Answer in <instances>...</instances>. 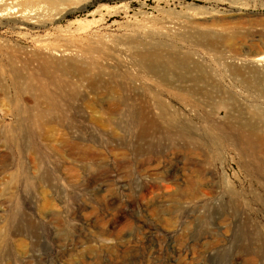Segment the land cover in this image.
I'll return each instance as SVG.
<instances>
[{
  "label": "rangeland",
  "instance_id": "obj_1",
  "mask_svg": "<svg viewBox=\"0 0 264 264\" xmlns=\"http://www.w3.org/2000/svg\"><path fill=\"white\" fill-rule=\"evenodd\" d=\"M51 1L39 2L42 25L0 17V264H264V174L240 165L249 158L223 140L210 142L211 123L199 119L224 122L217 103L231 96L261 123L264 98L230 75L229 59L197 43L214 24L242 32L229 53L252 57L264 35V0ZM88 36L97 39L90 87L53 68L41 76L38 64L22 59L36 40ZM169 48L197 57L221 93L187 96L181 87L202 83H164L140 62ZM63 81L81 99H70L66 85L46 118L13 113L12 105L30 101L13 90L15 82L54 90ZM186 126L206 145L162 134ZM260 156L264 162V147Z\"/></svg>",
  "mask_w": 264,
  "mask_h": 264
},
{
  "label": "bare ground",
  "instance_id": "obj_2",
  "mask_svg": "<svg viewBox=\"0 0 264 264\" xmlns=\"http://www.w3.org/2000/svg\"><path fill=\"white\" fill-rule=\"evenodd\" d=\"M43 1H45L46 4L48 2V0H0V17L1 16L2 17H7V16L19 17L20 19L14 20L13 22L19 23L20 25H24V26L28 25V24L42 25V22H40V18L42 16L40 14V12L43 9V5H40L39 2H43ZM48 3H49V5L52 6L54 2L49 0ZM33 5L35 6V8L31 9L33 7ZM15 13H16V15H15ZM215 26L216 25L212 24L209 29L205 30L204 32H199L197 34V41H198L197 43L199 45H201V48L203 46V48L208 49L206 51H210V52L214 51V52L219 53V57L223 61H225L224 59H226V60L229 59L226 61L228 63L226 65V68L230 72V75L234 79H237L239 81V83L247 91H249L251 94L256 95L257 97L264 98V35L258 40L260 42V48L253 50L251 52L252 54H250V55H252V57L248 58L247 56H249V55L247 53L244 54L243 57H238V56H236L235 53L231 55V53H229V52H232L235 45H236V42L240 41V40H237V38H238V35H240L239 33H242V32L228 31L225 29L216 30V29H214ZM253 27H255V26H253ZM183 38H185V37H183ZM92 39H93V41H92ZM187 39L188 38L183 39V40L187 41ZM61 41H62L61 43H59L57 41L56 43L51 44V43L45 42L44 40H36L35 46H33V49L35 50V52L33 54L23 53L24 56L22 57V59H24L25 63L31 62V63L38 64L37 69L39 70L41 76L43 74H45L43 72V70H46V69L49 70L50 68H53L54 70L59 71L61 73L62 78L63 77L75 78V80L82 85L84 84V82H86L88 85V86L86 85L87 87H90L91 84L93 85V82L90 79L91 78L90 75H91V70L94 68V66L96 67L97 65H94V64H96L94 62L95 56L93 55L95 49H92L93 48L92 44L96 43L97 39L95 37L88 36L86 39L83 40L85 42H82L81 39H77L75 41V40H72L71 38L65 37V38H61ZM252 41H254V40H252ZM251 44L255 45L254 42H251ZM163 45H164V42H163L162 46ZM169 46H167V47H169ZM159 47H161V46H159ZM188 47H189V45H188ZM30 48H31V46H30ZM242 48H243V46H242ZM146 50H148V49H146ZM29 51L33 52L32 49ZM102 51H103V49H102ZM237 55H238V53H237ZM101 61H103V60H101ZM140 62L142 63L143 66H146L148 68L149 72L153 76L157 77L158 79H160L164 83H171V82L178 81L179 83L183 84V86H184V84L189 83V81H191V83L193 82V84L202 83V86H198V88L191 87V86H190L191 88H189V85L187 87H185L186 85L184 87H181L179 89V91L184 92V94L187 93L186 94L187 96H189V94L194 95V96L197 95V96H202V97L209 99V100H214L213 95L217 94V93H221V91L219 89H217L216 86L214 85V83L208 78V76L206 74L207 70L203 71L202 67L199 64L200 60L197 57H193L191 54H189V51H186V52H183L182 50L176 51L173 48H169L166 50H164V49L156 50V51H152L150 53H145V54L140 55ZM216 64H218V63H216ZM189 68L191 69V71H189ZM50 70H52V69H50ZM227 70H226V72H227ZM143 74L144 73H142V75ZM14 75L16 78H19L21 76L20 72L18 70H15V69H14ZM147 76H149V75H147ZM33 77H35V75H33ZM26 78H27V76H26ZM38 78L39 77L34 78V79H38ZM47 78H48V76H47ZM95 78L96 77H94V79ZM126 78L129 79V77H127V76H126ZM34 79H33V81H34ZM148 80H149V77H148ZM64 81L61 84V88H55L54 90H48L47 89L48 87H46V89L40 88L37 90V89H33L34 87L20 86V85H18V83L15 82V84L13 85V88H14L13 90L17 91L19 94L20 93L23 94L26 92L29 95L30 101L29 100L25 101V105L22 106L21 109L16 107L15 104L12 105L11 108H13V113L20 114L21 113L20 111L22 110V113H24V115L27 116V118L29 120H32L33 118H41V117L46 118V116L44 114L48 113L49 111L55 112L56 107H58L57 104L63 98V95L65 93L64 91H66L67 88H68L67 89L68 90V97L70 99L71 98H74L76 100L81 99L80 95H79V91L77 92V90L74 89L71 85H69V83L64 82ZM98 82H96V83H98ZM44 83H45V86L49 85V84H53V80L51 78H49L48 81H45ZM57 83L58 82L56 81V84ZM74 83H76V82H74ZM66 85H69V87H67ZM235 85H236V83H235ZM161 87H162V85H161ZM63 88H65V90ZM84 88H86V87H84ZM176 88H177V86H176ZM164 89H165V87H164ZM129 91H130V89H129ZM165 91H167V89ZM1 93H3V92H1V90H0V94ZM173 93H174V90H173ZM129 96L131 97V94ZM147 96H149V95H147ZM171 96H172V94H171ZM44 97H48V98L45 99ZM174 98H176V96ZM189 101L191 102V100H189ZM230 101H234L231 98V96L230 97H222V98H219V101L217 103L220 106V108H223V110H224L223 111V116L225 119L224 122H222V123H213L212 121L208 122L207 117H204V116L199 117V119L201 121H207V123H211L209 128H211V129L213 128L212 130H214V136L212 137V139H210V142H215L216 140L217 141L223 140L224 142L228 143V145L232 146L231 148L235 152H237V155L239 156V158L244 157V156L249 158V162L244 163L245 161L244 162L241 161L242 163L239 162L240 165L244 166L245 168H248L257 176L261 175L262 173L264 174V168H263L264 162L261 160L262 157L260 156V151L264 147V118L263 119L261 118L262 120L260 119L261 123H259L257 121L255 122L251 118L248 119V117H246V115H245V112L243 111V108L240 105H238L237 103H235V101L233 103H229ZM185 102H187V101H185ZM78 103H79V101H78ZM127 103H128V101H127ZM180 103H182V102L180 101ZM191 103H195V102H191ZM151 104H147V105H151ZM188 105H189V103H188ZM66 107H68V106H66ZM163 108H165V105ZM57 110H59V109H57ZM254 111H255L256 116L262 117V114L258 108L255 109ZM50 114H52V113H50ZM198 114H200V113H198ZM200 115H202V114H200ZM126 117H127V115H126ZM47 119H52V118H47ZM23 121H21L22 127H20V128H27L26 127L27 125L24 126ZM144 121H145L144 124H148L149 128H151V129L155 128L156 125H155V122L153 120L152 121L148 120L149 121L148 122L147 120L144 119ZM50 122L44 120L45 125L48 123L50 124ZM200 125H203V124H200ZM132 126H134V125H132ZM41 127H39V128H41ZM52 128H54V127H52ZM178 128H183V129L173 130L170 132H169V130H167V131H163L162 134L164 133L163 136H167V137L170 136L171 138L174 137V139H184L188 142V144H189V141L190 142L193 141V142L198 143V140H200V142H199L200 145H202V146L206 145V142H204L206 139L203 136H199L197 133L189 130V128H192V127L186 126V127H178ZM184 128H187V129H184ZM142 130H144V129H142ZM197 138H198V140H197ZM153 148L154 147L151 146L149 148L148 152H153L154 151ZM241 168H243V167H241ZM243 171H244V168H243Z\"/></svg>",
  "mask_w": 264,
  "mask_h": 264
}]
</instances>
